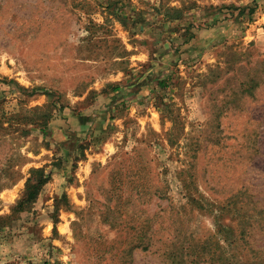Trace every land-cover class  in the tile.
Masks as SVG:
<instances>
[{"label":"rangeland","instance_id":"374dc122","mask_svg":"<svg viewBox=\"0 0 264 264\" xmlns=\"http://www.w3.org/2000/svg\"><path fill=\"white\" fill-rule=\"evenodd\" d=\"M0 264H264V0H0Z\"/></svg>","mask_w":264,"mask_h":264},{"label":"trees","instance_id":"16d2710c","mask_svg":"<svg viewBox=\"0 0 264 264\" xmlns=\"http://www.w3.org/2000/svg\"><path fill=\"white\" fill-rule=\"evenodd\" d=\"M198 258H200V257H198Z\"/></svg>","mask_w":264,"mask_h":264}]
</instances>
